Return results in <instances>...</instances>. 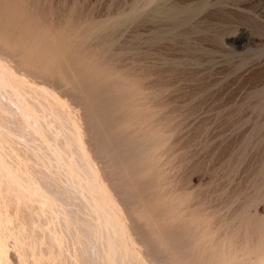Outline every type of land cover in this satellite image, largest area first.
<instances>
[{"label": "rangeland", "instance_id": "obj_1", "mask_svg": "<svg viewBox=\"0 0 264 264\" xmlns=\"http://www.w3.org/2000/svg\"><path fill=\"white\" fill-rule=\"evenodd\" d=\"M245 1L246 0H0V121H3L0 122V125L4 123L3 127L2 125L0 127V144L2 145H0V152H2V154L6 152L8 155L6 156L9 158L12 157L11 149H14L12 153L14 156L10 158L12 161L14 160L13 165H11L12 161L9 160L10 166H8L9 168L6 167L9 170L10 168H15L17 165L20 167L19 164L14 165L16 164L15 161H17V157V159L22 157L21 160L27 158L25 159L27 162L24 161V165H29L28 168L25 166L26 170H22L23 172L21 171L23 174L25 173V177L24 175L21 176L26 178L31 172V176L28 175L30 178L28 179L27 177L26 179L28 182L31 179L35 181L38 180L35 183L32 182L33 180H31V183L29 182L33 187H38L37 185L42 186L41 188L46 187L47 190L45 188H43V190L48 192H45V194L41 192L44 196L51 195L50 193L52 190L50 193L48 190L50 187L54 190L53 192L56 193H53L57 196L56 199H59L58 201H53L54 205H52L53 203L50 204L51 202L48 205V203L44 201L41 203L44 196L37 194L41 197L39 198L36 196V199L39 198L37 200L41 203L37 204V200L34 198L35 195H32L38 207L35 204L33 205V201V207L29 208H35V210H29L33 211V214L35 212V214H31L32 212L26 209L30 212L27 215L30 218H34L33 221L37 223L38 221L35 219L37 217L42 218L40 221L45 220L44 224L43 222L40 223L41 226L45 228L36 227L38 224L35 225L33 222L35 225H33V228H35V231L38 229L39 231L35 232L33 228V230L29 229L30 231H24V236L28 237H24L23 235L22 237L19 230H16L19 232L17 234L15 231H11L13 234L9 232V237L8 233L5 239L1 240L6 243L4 244L2 242L4 245L2 247L3 249H1L2 252L5 251L6 253L3 252L2 254H5L4 259L9 262L6 261L7 264H20L18 262L16 263V261L21 260L23 264L25 262V264H31V260L33 261L34 259L40 258L41 254H44L46 257L48 256L46 254H50L52 250V254L55 252L54 254L57 256L60 252L58 249L54 250V246L56 248V243L59 242L61 247H65H62L63 250L60 249V251L63 252L62 255L67 254L65 256H68L67 258L69 259L65 258L69 262L63 259L64 262L60 261L61 263L66 264V262H68L70 264V262L76 261L75 259L80 256L81 258L78 257L80 260L78 264H81V262H83V264L89 263V257H91L92 264H101L102 261L100 262V260L104 259V256H102V259L99 257V262H97V258L98 255L101 256L105 252L103 251L102 253V251L99 250L100 252L97 254L100 246L93 245H95L96 241L103 245L106 242L100 243V240V242L95 240L94 243L91 244L93 241L89 242V240L99 239L98 237L100 234L105 231H103V228L100 230L94 229L100 232V234L97 233L98 236L96 238H94L96 236L94 230H91L93 231L91 234L90 232L87 233V231L92 229V227L90 229L89 227L94 225L90 224L92 223L91 219H96L98 217L95 214V216L91 215L93 213L91 207L97 206L95 202L98 201L97 196L100 195L96 196L97 200L93 199L97 194L96 192H94V194L96 193L95 195H90L93 197L89 202L92 200H95V202H91V204H94H92L93 206L88 203L90 205H87V209L84 208V206H86L88 202L87 199L89 195L86 196L88 190L85 189L87 193L85 196L87 199L82 197V195L84 196L85 194L83 193L85 191L83 187L87 185L91 188V186H93L88 184L90 181L89 176H86L89 181L87 180V182L85 180L87 182L86 184L84 183L85 186L81 183L82 178L85 177L83 170L91 165L89 169L93 167L92 169L96 174L92 173L91 176V170L88 174L91 176L90 179L97 175L95 176L97 178V180L95 178L97 187L98 185L101 187L103 195L101 192L100 194L104 198L103 200L106 201V204H104V202L103 204L104 206L107 205V208L103 206L104 210L102 209V213L106 214V216L108 215V217H112L113 213L118 211L115 214L120 216V224L121 222L124 224V227L121 225L122 228H124L123 231L126 229L124 231L125 234L123 232V235L126 237L125 240L128 239L130 242L132 240L134 241V244L132 242V247L135 253L139 251L138 253L140 254L138 256L141 255V257H144L143 260L149 259L147 261L145 260L147 262L146 264H162V261L154 254H152L154 255V257H152L151 253H146V247L143 245L145 239L140 236L141 232H138L140 235L137 234L139 230L142 231V233L145 232L143 234H145L146 238L152 237L153 241L159 239L158 243L161 241V245H164L167 251L169 249V252H172L170 253L173 254L172 256L175 262L179 260V262L177 261L178 264H186L187 262L191 264V260H193L192 263H194L195 260H199V262L202 261L199 264H264V0ZM242 31L255 36L254 40L251 41L252 43L250 42L251 50L244 47L246 45L242 46L238 42L232 40L234 35ZM3 71H6L9 76H6V73H2ZM10 76L16 79L18 78L16 82L18 83L19 80L20 85L18 84L15 86L17 83L13 82L14 79L12 77L10 78ZM6 78L10 79L7 80ZM7 81L11 86L8 85ZM21 82H23L25 84L23 86H26L28 91L31 90V92H28L27 89L24 90L25 87H22L23 83ZM20 86L23 88L21 91L18 90V88H21ZM31 86L34 87L32 89H36L37 87L38 90L41 87L45 95L51 92L52 94L49 93L48 97L52 101H54L53 99H55V101L56 99L57 101L59 100L57 103L59 107L56 105L57 109H55V111H57L54 112L53 109L55 108V101L53 103L49 98L44 100V102H48V104H46L47 102L45 103L46 105H50L52 102L53 107L45 106L44 102H41V104H44L41 106L38 102L43 101V97L38 93L39 97H41L40 100L39 97L36 96V92H34V90V93L32 92ZM24 93H26V95ZM125 93L128 94L127 97L121 95ZM31 95L32 99H37L32 101V99H30ZM33 96L35 98H33ZM14 97H17V99ZM22 97L27 101L22 100ZM51 97L54 98L52 99ZM112 97L116 98L112 100ZM48 99L51 101L50 104ZM36 101L37 103L35 104ZM82 102L87 105H83ZM20 104L26 106H20ZM29 104L32 105L31 107H34L32 108L34 109L33 111H28L31 109ZM37 104H40L41 107ZM34 105H36V107ZM27 106L30 109H28ZM84 106L87 108H84ZM20 107H22V109ZM25 108L28 110L26 111ZM50 109L52 112L49 111ZM34 111L37 114L34 113ZM27 112H30V115L25 114ZM31 112H33V116H31ZM45 112L48 113V115L51 112L49 119H47L48 116H46ZM57 112L59 114L58 117L61 118L56 117ZM34 114L40 119L38 121L39 124L38 122L36 123L38 118L36 120V115ZM52 114H55L54 118H50ZM26 115H29V117L25 118L27 117ZM87 115H91V118L88 117L90 120H87ZM66 117L69 118L68 121L70 122L71 128H73L74 133L77 134V140L79 139L77 143H79V145L81 144V149L77 147L78 144L73 141L72 138L75 136L73 133V137L70 138L69 134H71V131L73 132V129L68 127L69 123L66 122ZM30 119L35 124L29 121ZM42 121H44V123ZM64 121L68 123V125L64 124ZM90 121L95 122L92 124ZM64 125L67 126L65 127ZM2 128H4L3 131ZM37 128L39 129L37 130ZM94 128L98 131L96 132ZM33 129L36 130L34 131ZM90 129L94 130L95 138H93L94 135ZM69 130L70 133L67 132ZM114 132H118L119 135L118 133L114 134ZM7 133L8 135H6ZM53 134L55 136H53ZM41 135L44 136L42 137ZM96 135H98L97 137L100 141L98 139V141L95 140L97 138ZM7 136H10L9 139L11 140H9ZM45 137L47 138L48 144ZM102 138H104V140ZM7 139L8 141H5ZM101 140L105 141L106 144ZM49 141H51L52 144ZM2 142L6 143L2 144ZM67 142H70V144L68 145ZM71 142L75 144L73 143V145ZM54 143L56 144L54 145ZM64 144L67 145L65 146ZM71 144L73 147L70 149ZM1 148L4 150L2 151ZM60 148L63 152L65 151L64 154L68 155L67 157L71 156L70 158L72 160L78 157L80 153L81 156L87 155L86 158H84L86 155L83 156V164L86 160L87 163L90 161V166L81 169L82 165H80L78 161L82 157L79 156V159L77 158L74 160L75 164L77 160V166H80L79 169L82 171L81 175L78 176L79 173H77V178L75 177L77 181H81L79 183L82 185V194L79 192L80 189H76L78 187L75 188L78 182L74 178H72L73 181L75 180L74 182L71 179L75 171L72 172L73 176H70L71 180L68 178L69 176H66L68 175L67 171L70 167H74L73 161L63 155L62 159V156L59 154L61 153L59 152L61 151L59 150ZM77 148L80 150L79 152ZM81 151L85 153L83 154ZM9 153L11 156H9ZM57 153L59 157L61 156V159H59ZM140 153H142L143 156ZM54 155L56 157L55 159ZM3 156H1L3 159L7 158ZM2 158L1 160L3 163L7 165L8 158L6 160L7 162ZM64 158L72 162V165L69 163L70 166ZM61 160L64 164L61 163ZM2 161L0 163H2ZM19 161L20 159L18 163L22 162ZM54 161L57 162V166ZM64 161L68 166L63 167L66 165ZM4 167L0 169L2 170L0 172H3ZM19 167H16L17 173H19ZM54 169L58 171L56 172ZM89 169L84 171H88ZM27 170H29V172L26 175ZM118 170H120L118 172L119 174L116 173ZM69 171L71 172V170ZM83 174L84 176L82 177ZM120 175H125V179ZM2 176L1 180H4ZM80 176L82 178L78 180ZM111 176H113V178ZM63 177L65 179L67 177V180ZM86 177L85 179H87ZM7 180L9 181L10 179L8 178ZM12 180H10L11 182L9 181L8 184L11 185V183H13ZM93 180L90 184L93 183ZM2 182L4 183L5 181H0L1 190L3 189L5 191L8 187L6 189L7 192H3L2 190L4 195L0 191V194L3 195L0 196V198L2 197L3 201L5 200L3 197L6 193H8V195L9 192L17 193L16 190L22 187H20L19 184H24L23 182H19L18 184L14 183V186L11 185L14 187V191L13 187L10 189V185H7L6 182L3 184ZM26 182L25 180V187H29L30 184L27 182L28 185H26ZM63 182L65 183L62 184ZM15 184H17L16 186L19 185L18 187L20 188L17 189ZM35 184L36 186H34ZM121 184H123V186ZM132 184H134L133 188ZM2 185H5V187ZM32 185L30 186L32 187ZM71 185H74V188ZM1 186L3 188H1ZM120 186L121 190H118ZM31 187L28 188L29 192L31 191L30 189H32ZM123 187L125 189L127 187L126 191ZM90 188L88 187V189ZM26 189L25 191H27ZM123 189L127 193H125ZM133 190L136 196H133ZM21 191L23 190L21 189ZM21 191H18L19 196L24 192L21 193ZM27 192H24L22 195L26 193L25 196L31 199L30 193L28 194ZM129 194L130 196L132 194V199H134L133 201H135V203L131 201L132 199H128L131 198ZM8 195L5 196L6 199ZM11 195L8 197V200H5L6 206H8V204L10 205V200L12 198L17 200L18 203L20 201L22 202V199L25 198V196H22L21 199H15L14 197H16V195ZM62 195L64 196L62 197ZM122 196L123 198H121ZM125 196L127 200H130L129 202H133V204L130 203V205H126V202H124ZM112 197L114 203L117 202L116 204L113 203ZM61 199H63V201ZM81 199L86 201H82ZM99 199H101V197ZM23 200L25 201V199ZM140 200L143 203H141ZM24 201L22 204L26 205ZM100 201H98L99 204ZM18 203L16 204L17 207L21 206V203ZM81 203H85V205H81ZM107 203L115 210L112 215L110 212L107 214V211H113L109 210L111 208H108L109 205ZM46 204L48 206L52 205L51 210L52 207L57 205L58 207L55 208L58 211L63 210L64 213L65 210V213L61 214L64 220L70 215L69 218L72 216V219L74 218L81 224L85 225L84 223H86L85 226L91 221L88 224V230H86L87 228H84L85 230L83 228L81 229L83 225L80 226V223V225H78V223L75 224V220L67 219V221H71L69 224L71 223L70 225H72V227L76 225L78 228L76 229L75 227L74 229L82 230L81 232L74 231V229L68 226L69 224L64 225V223L66 224L67 222L66 220V222L62 224L64 221L63 218H55L56 220L53 218L52 221L51 217L52 222L50 225H52L50 226L47 216H50L48 211H52L47 209L48 213L45 212L46 208H49L45 207ZM68 204L69 207H67ZM103 204L101 203L100 205ZM16 205L14 206L16 207ZM39 205L45 208L44 212H42L43 214L40 213L43 209L40 212L36 209L39 208ZM14 206L12 205V207ZM63 206H66L69 210L66 207L63 209ZM88 206L92 212L91 214H89L90 210ZM117 206H119V209ZM17 207L15 209H18ZM5 208L3 210H6ZM11 208L8 210L7 207L8 212H10V210L12 212ZM19 208L21 209V207ZM55 208L53 213L55 212L54 215H58L59 212H57V210L55 211ZM73 208H76V210ZM94 208L95 207H93V210L98 211V209H96L97 207ZM20 209L10 214L11 217H14L13 221L18 218L20 211L22 213L26 211L25 208ZM78 209L79 211H77ZM106 209L108 210L105 213ZM102 210L99 209L100 212ZM16 212L18 213V216H16L17 218L13 216V213L16 214ZM21 212L18 226L20 225V220H22L21 222L23 224H27V226L25 225V227H23L21 224V229L19 228L20 226H17L20 231L22 227L24 228L23 230L27 227L30 228L28 222L25 221L28 217L24 220V223V216ZM26 213L27 212H25V214ZM83 213L88 215V217ZM94 213L98 214V212ZM1 214L0 217L3 216ZM104 214H101L99 217L108 219V217L102 216ZM6 215L5 213L2 218L5 219V217H7ZM58 216H60V214ZM44 217L46 218L44 219ZM141 217L143 218L141 219ZM100 218L98 220H100ZM94 219L93 221L96 222L97 220L95 221ZM136 219L138 220L137 222ZM87 220L88 222H86ZM28 221L30 222L29 218ZM56 221L57 224L55 223ZM102 221L100 223L98 221L95 228L101 227L100 224ZM15 222L17 223V221ZM53 222L58 226H56V229L54 228L55 225H53ZM30 223H32V221ZM133 225L135 226L134 228ZM103 226L105 227V223ZM139 227L146 231H143ZM69 228L71 230H69ZM14 229L15 227L12 230ZM50 229L52 234L54 233V236L57 230L63 232L64 229L69 234L63 232L62 238L64 239L58 242L56 241L60 238L56 239V237H60V235L58 234L55 236L56 243L53 242L55 243V245H53L51 244L52 242L45 240L48 238V240L53 241L50 237L52 236L51 231H49ZM42 230H45V232ZM69 231H71V234L76 232L77 234L79 233V243L77 242L78 238H75V235H78L74 234V236H71ZM30 232L33 234L31 238L29 237L31 234ZM42 232L45 234V238L43 239V237H41L43 240L42 243H40L41 238L39 236L43 235ZM47 232L50 233L49 236ZM14 233L19 236L18 238H20V236L22 237L20 240H23V238L26 240L30 238V240H28L29 242L37 239V246H39L40 243L41 247H35V242L37 240L34 242V246H32V241L27 243L26 240H24L25 243H27L25 246L26 249L23 246H21L23 249H16L17 246L14 244H16L17 238H15L16 235L14 236ZM86 233L88 236L90 234L89 237L94 234V237L92 236V238H89ZM168 233L174 238L173 241L168 239ZM69 236L70 238H68ZM161 237H163V239ZM139 238L143 240V242H141ZM73 239L75 240L72 241ZM67 242H69V245ZM43 243L45 244L44 246H42ZM28 244L34 248L31 246L27 248ZM59 244L57 246H60ZM79 244L82 245L80 246ZM105 245V248H103L107 249V243ZM5 246L7 249L4 248ZM68 246H70V248ZM88 246H90V248ZM130 246L129 251L132 253L133 249L130 248ZM94 247L97 248V250H95ZM29 249L31 250L29 251ZM37 249L42 253L38 258H34V252H36L37 255L40 253ZM174 249H176V251ZM183 249H185V251ZM48 250H51L50 253ZM66 251L67 253H65ZM74 251L77 257L73 255ZM129 251L127 250L126 253H129ZM44 252H46V254ZM88 252L89 255H87ZM123 252L125 254V251ZM123 252L119 255L123 256V258L126 257V259L134 255V252L132 254L127 253L129 256L127 257L124 256ZM176 252H180V255L183 256L179 258V253L177 254ZM22 253H24V255L18 256ZM83 253L86 255V258H84ZM53 255L51 257H53ZM119 255L116 254V258L120 257ZM169 255L167 254V256ZM1 257L3 256L0 254V258ZM17 257L20 260H18ZM22 257L26 260L25 262L21 259ZM186 257L190 261H188ZM199 257L202 259H199ZM58 258V262L55 261V264H60ZM123 258H118L120 260L119 262H122L124 260ZM182 258L184 262H187L183 263ZM2 259L3 258L0 260L2 261ZM78 259L77 261L79 262ZM45 260L43 259V261ZM115 260H113L114 264L116 263ZM169 260L175 264L173 260ZM1 261L0 263L5 262V260H3V262ZM37 261L38 264H47L46 262L41 263L39 260ZM53 261L54 260H52V262ZM125 261L122 263L127 264ZM196 261L194 264L198 263ZM52 262L51 264H54V262ZM106 262L108 261L104 263Z\"/></svg>", "mask_w": 264, "mask_h": 264}, {"label": "bare ground", "instance_id": "obj_2", "mask_svg": "<svg viewBox=\"0 0 264 264\" xmlns=\"http://www.w3.org/2000/svg\"><path fill=\"white\" fill-rule=\"evenodd\" d=\"M249 1H251V0H249ZM245 2H248V1L246 0ZM171 24H172V23H171ZM171 26H172V25H171ZM246 30H247V29H246ZM254 38H255L254 35L249 34V33L247 34L245 31H242V32H240L239 34L234 35V36L232 37V40H233L234 42H238V43L241 44L242 46L246 45V46H244V47H247L248 50H251V44H250V42L253 41ZM251 43H252V42H251ZM14 50H15V49H14ZM0 55H1V54H0ZM4 63H5V62H4ZM12 67H13V66H12ZM63 68H64V67H63ZM0 69H1V68H0ZM2 70H3V69H2ZM2 73H6V71H5V72L3 71ZM20 73H21V72H20ZM0 74H1V73H0ZM6 74H7V73H6ZM34 75H35V74H34ZM6 76H9V74H7ZM12 76H13V75H12ZM12 76H10V78H11ZM15 76H16V75H15ZM0 77H1V75H0ZM4 77H5V76H4ZM4 77H2V78H4ZM10 78H9V79H10ZM12 78H13L14 80H13V79H11V80H13V82L17 83L16 81H17L18 78H17V79H16L15 77H12ZM23 78H24V77H23ZM26 78H27V77H26ZM6 79H7V78H6ZM6 79H5V80H6ZM9 79H7V80H9ZM15 79H16V80H15ZM20 80H21V79H20ZM30 80H31V79H30ZM21 81H22V80H21ZM25 81H26V80H25ZM52 81H53V80H52ZM9 82H11V81H9ZM13 82H12V83H13ZM19 82H20V81L18 80V83L15 84V86L18 85ZM26 82H27V81H26ZM41 82H42V81H41ZM7 83H8V81H7ZM12 83H11V84H12ZM21 83H23V82H21ZM46 84H47V83H46ZM8 85H10V84L8 83ZM19 85H20V84H19ZM23 85H25L24 83L22 84V87H25L24 90H26V89H27L26 86H23ZM27 85H28V84H27ZM36 85H37V84H36ZM10 86H11V85H10ZM12 86H13V84H12ZM40 86H41V85H40ZM4 87H5V86H4ZM18 87H19V86H18ZM20 87H21V86H20ZM22 87H21V88H18V90H20V91H21V89L23 90ZM27 87H28V86H27ZM8 88H9V87H8ZM16 88H17V87H16ZM29 88H30V87H29ZM32 88H34V87L31 86V89H32ZM43 88H44V87H43ZM5 89H6V88H5ZM13 89H14V88H13ZM13 89H11V90H13ZM7 90H8V89H7ZM7 90H6V91H7ZM9 90H10V89H9ZM14 90H15V89H14ZM33 90H34V92H36V93H35L36 96L39 97V95H40L41 97H43V98H42L43 101H39V100H37V101H39L38 103H40V104H41V102H44V100H47V98H49V97H48V94L51 93V92H48V91H47L48 94L45 95L44 92H42L43 90H42L41 87L39 88V90L37 89V87H36V89H32V92H33ZM36 90H37L38 92H37ZM27 91H28V89H27ZM39 91H41V92H39ZM24 92H26V91H24ZM28 92H31V90L28 91ZM34 92H33V93H34ZM47 92H46V93H47ZM14 93H15V91H14ZM17 93H18V92H17ZM38 93H39V95H38ZM9 94H10V93H9ZM24 94L26 95V93H24ZM35 94H34V95H35ZM42 94H43V95H42ZM51 94H52V93H51ZM15 95H17V94H15ZM22 95H23V94H22ZM28 95H29V94H28ZM121 95H125L126 97L128 96L127 93H125V94H121ZM12 96H13V95H12ZM17 96H18V95H17ZM49 96H52V95H49ZM136 96H137V95H136ZM26 97H27V96H26ZM29 97H30V96H29ZM41 97H39V99H40ZM74 97H75V95H74ZM14 98L17 99V97H14ZM19 98H20V97H19ZM19 98H18V99H19ZM22 98H23V99H22ZM22 98H21L22 100H25L24 97H22ZM33 98H35V97L33 96ZM44 98H45V99H44ZM51 98H52V97H51ZM53 98H54V97H53ZM53 98H52V99H53ZM114 98H116V97H112V100H114ZM8 99H9V98H8ZM21 99H20V100H21ZM30 99H32V95H31V98H30ZM36 99H37V98H36ZM36 99H32V101H33V100L35 101ZM49 99H50V98H49ZM49 99H48V101H49ZM40 100H41V99H40ZM50 100H51V99H50ZM53 100L55 101V99H53ZM17 101H18V100H17ZM25 101H27V100H25ZM32 101H31V102H32ZM37 101L35 102V104L37 103ZM51 101H52V100H51ZM51 101H49V104H50ZM54 101H52V102L54 103ZM56 101H57V99H56ZM56 101H55V103H54L55 108H53V109H54V112L57 111V110L55 111V109H57V106L59 105V104L57 105V103H58L59 100H58L57 102H56ZM86 101H87V100H86ZM86 101H85V102H86ZM23 102H24V101H23ZM46 102H47V101H46ZM46 102H44V104H45ZM52 102H51L52 106H51V104H50V105H46V104H48V102L45 104V106L53 107V103H52ZM61 102H62V101H61ZM18 103H19V102H18ZM20 103H21V102H20ZM24 103H25V102H24ZM24 103H23V104H24ZM32 103H33V102H32ZM59 103H60V102H59ZM82 103H83V102H82ZM86 103H87V102H86ZM23 104H20V106H21V105L24 106ZM25 104H26V103H25ZM27 104H28V103H27ZM30 104H31V103H30ZM30 104H29V105H30ZM33 104H34V103H33ZM40 104H37V105L40 106ZM44 104L42 103L41 106H43ZM18 105H19V104H18ZM56 105H57V106H56ZM83 105H85V103H83ZM86 105H87V104H86ZM86 105H85V106H86ZM25 106H26V105H25ZM25 106H24V107H25ZM31 106H32V105H30V107H31ZM34 106L36 107V105H34ZM41 106H40V107H41ZM85 106H84V108H87V107H85ZM27 107H28V106H27ZM40 107H39V109H40ZM58 107H59V106H58ZM16 108H18V107H16ZM20 108L22 109V107H20ZM32 108H34V107H31V109L28 107V109H30V110H28V109H26V108H25V109H26V111H27V110H28V111H31V110L33 111L34 109H32ZM44 108H46V107H44ZM47 108H49V107H47ZM61 108H62V107H61ZM51 109H52V108H51ZM51 109H50L49 111L52 112ZM59 109H60V108H59ZM59 109H58V110H59ZM89 109H90V108H89ZM19 110H20V109H19ZM35 110H36V108H35ZM85 110H87V109H85ZM20 111H21V110H20ZM24 111H25V110H24ZM26 111H25V112H26ZM47 111H48V110H47ZM88 111H89V110H88ZM88 111H85V112H88ZM42 112H43V111H42ZM51 112H50V113H51ZM5 113H6V112H5ZM29 113H30V112H27V113H25V114H29ZM32 113H33V112H31V116H33ZM34 113H36V112L34 111ZM45 113H46V112H45ZM50 113H49V115H50ZM59 113H61V112H59ZM62 113H63V112H62ZM23 114H24V113H23ZM25 114H24V115H25ZM36 114H37V113H36ZM36 114H34V115H36ZM92 114H95V113H92ZM4 115H5V114H4ZM29 115H30V114H29ZM29 115H28V116L26 115L27 117H25V118H28ZM49 115H48V113H46V116H48L47 119H49ZM54 115H55V114H52V115L50 116V118H51V117L54 118V117H55ZM56 115H57V116H56L57 118H61V117H58V115H59L58 112L56 113ZM20 116H22V115H20ZM94 116H95V115H94ZM42 117H43V116H42ZM68 117H69V116H68ZM68 117H66V122H68L69 125H68V123H66L65 121H64V122H65L64 124H67L68 127H69L70 129H73V128H71L70 122L68 121V120H69ZM88 117L91 118V115H89V116L87 115V120H90V119H88ZM92 117H93V116H92ZM37 118H38V116L36 115V120H37ZM67 118H68V119H67ZM1 119H2V117H1ZM62 119H64V118H62ZM32 120H33V118H32ZM32 120L30 119L29 121H32ZM39 120H40V119L38 118V120L36 121V123H37ZM52 120H53V119H52ZM6 121H7V120H6ZM20 121H21V120H20ZM27 121H28V120H27ZM34 121H35V120H34ZM59 121H60V120H59ZM72 121H73V120H72ZM0 122H3V121H0ZM25 122H26V121H25ZM32 122H33V121H32ZM42 122L44 123V121H42ZM45 122H46V121H45ZM62 122H63V120H62ZM90 122H91V121H90ZM94 122H95V121H92L91 123L93 124ZM28 123H29V122H28ZM33 123H34V122H33ZM72 123H73V122H72ZM3 124H4V123L1 124L2 127H3ZM7 124H8V123H7ZM34 124H35V123H34ZM38 124H39V122H38ZM75 124H76V123H75ZM88 124H89V123H88ZM88 124H87V125H88ZM97 124H98V123H97ZM1 125H0V127H1ZM28 125H29V124H28ZM36 125H37V124H36ZM40 125H41V124H40ZM54 125H55V124H54ZM58 125H59V124H58ZM61 125H62V123H61ZM67 125H66V126H67ZM95 125H96V124H95ZM8 126H9V125H8ZM62 126H63V125H62ZM64 126H65V125H64ZM66 126H65V127H66ZM73 126H74V125H73ZM88 126L90 127V124H89ZM91 126H92V125H91ZM14 127H15V126H14ZM37 127H38V126H37ZM39 127H40V126H39ZM52 127H53V126H52ZM54 127H55V126H54ZM89 127H88V128H89ZM92 127H93V126H92ZM92 127H91V128H92ZM97 128H98V127H97ZM3 129H4V128H2V131H3ZM38 129H39V128H37V130H38ZM40 129H41V128H40ZM47 129H48V128H47ZM94 129H95V128H94ZM0 130H1V129H0ZM5 130H6V129H5ZM33 130H34V129H33ZM35 130H36V129H35ZM35 130H34V131H35ZM42 130H43V129H42ZM42 130H41V131H42ZM53 130H54V129H53ZM58 130H59V129H58ZM66 130H67V128H66ZM88 130H89V129H88ZM90 130H92V129H90ZM95 130H96V129H95ZM6 131H7V130H6ZM8 131H9V130H8ZM41 131H40V132H41ZM54 131H55V130H54ZM63 131H64V130H63ZM97 131H98V130H96V132H97ZM100 131H101V130H100ZM9 132H10V131H9ZM44 132H45V131H44ZM55 132H57V131H55ZM58 132H59V131H58ZM67 132L70 133V130L67 131ZM67 132H66V133H67ZM75 132H76V131H75ZM0 133H1V132H0ZM3 133H4V132H3ZM3 133H2V134H3ZM5 133H6V132H5ZM33 133H34V132H33ZM37 133H38V132H37ZM64 133H65V132H64ZM69 133H67V134H69ZM72 133H73V135H75V136H74V137H75V140H74V137L72 136ZM92 133H93V135L95 134V133H94V130H92ZM98 133H99V132H98ZM116 133H118V132H114V134H116ZM9 134H10V133H9ZM42 134H43V133H42ZM45 134H46V133H45ZM54 134H56V133H54ZM54 134H53V136H55ZM103 134H104V133H103ZM4 135H5V134H4ZM6 135H8V133H7ZM10 135H11V134H10ZM12 135H13V134H12ZM69 135H70V138L73 137V138H72L73 141H74L76 144H78L77 147H80V149H81V146H80L81 144L79 145V143H77V142H79V141H78L79 139L77 140V134L74 133V129H73V132L71 131V134H69ZM118 135H119V133H118ZM118 135H117V136H118ZM41 136L43 137L44 135H41ZM41 136H40V138H41ZM53 136H52V137H53ZM97 136H98V135H96V137H97ZM101 136H102V133H101ZM117 136H116V137H117ZM4 137H5V136H4ZM7 137H8V136H7ZM9 137H10V136H9ZM9 137H8V139H9ZM62 137H63V136H62ZM62 137H61V138H62ZM66 137H67V136H66ZM112 137H113V136H112ZM0 138H1V136H0ZM45 138H46V137H45ZM45 138H44V139H45ZM67 138H68V137H67ZM70 138H69V139H70ZM93 138H95V135L93 136ZM99 138H100V137H99ZM105 138H106V137H105ZM120 138H121V137H120ZM3 139H4V138H3ZM8 139L5 140V141H8ZM36 139H37V138H36ZM62 139H63V138H62ZM97 139H98V137H97L95 140H97ZM102 139L104 140V138H102ZM118 139H119V137H118ZM9 140H11V139H9ZM51 140H52V139H51ZM98 140H99V139H98ZM98 140H97V141H98ZM103 140H101V141H103ZM54 141H55V140H54ZM61 141H62V140H61ZM63 141H64V140H63ZM66 141H67V140H66ZM66 141H65V142H66ZM97 141H96V143H97ZM99 141H100V140H99ZM46 142H47V144H48L47 138H46ZM49 142L52 144L51 141H49ZM74 142H71V143L73 144ZM103 142L105 143V141H103ZM113 142H114V141H113ZM0 143H1V142H0ZM3 143H4V142H2V144H3ZM5 143H6V142H5ZM5 143H4V144H5ZM75 143H74V144H75ZM101 143H102V142H101ZM41 144H42V143H41ZM55 144H56V143H54V145H55ZM58 144H59V143H58ZM67 144L69 145L70 142H69V143L67 142ZM67 144H64V145L66 146ZM72 144H71V146H70V149L73 147ZM74 144H73V145H74ZM98 144H99V143H98ZM105 144H106V143H105ZM0 145H1V144H0ZM10 145H11V144H10ZM31 145H32V144H31ZM99 145H100V144H99ZM118 145H119V144H118ZM118 145H117V146H118ZM1 146H2V145H1ZM48 146H50V145H48ZM75 146H76V145H75ZM75 146H74V147H75ZM102 146H103V144H102ZM115 146H116V145H115ZM117 146H116V147H117ZM10 147H11V146H10ZM24 147H25V146H24ZM28 147H29V146H28ZM93 147H94V146H93ZM97 147H98V146H97ZM103 147H104V146H103ZM118 147H119V146H118ZM8 148H9V146H8ZM14 148H15V147H14ZM46 148H47V147H46ZM49 148H51V147H49ZM55 148H56V147H55ZM100 148H101V147H100ZM112 148H113V147H112ZM9 149H10V148H9ZM27 149H28V148H27ZM30 149H31V148H30ZM36 149H37V148H36ZM51 149H52V148H51ZM53 149H54V148H53ZM56 149H57V148H56ZM56 149H55V150H56ZM96 149H97V148H96ZM103 149H104V148H103ZM120 149H121V148H120ZM1 150H2V148H1ZM3 150H4V149H3ZM3 150H2V151H3ZM5 150H6V149H5ZM13 150H14V149L12 148V149H11L12 153L14 152ZM15 150H16V149H15ZM46 150H47V149H46ZM59 150H61V148H60ZM68 150H69V149H68ZM77 150H78V148H77ZM77 150H76V151H77ZM7 151H8V150H7ZM35 151H36V150H35ZM49 151H51V150H49ZM53 151H54V150H53ZM66 151H67V150H66ZM73 151H74V150H73ZM79 151H80V150H78V152H79ZM84 151H85V150H84ZM84 151H83V152L81 151V152L84 154V153H85ZM118 151H119V150H118ZM4 152H5V151H4ZM9 152H10V150H9ZM59 152H61L62 154L59 153ZM59 152H58V153H59L61 156L63 155V156L66 157V158H70V157H71V156L67 157L68 155H65V154H64L65 151L63 152V151L61 150V151H59ZM70 152H72V151H70ZM70 152H67V153H70ZM74 152H75V151H74ZM106 152H107V151H106ZM119 152H120V151H119ZM12 153H11L12 157H9V158H8V157H7L8 155L6 154V152H5V154H4V153L2 154V152H0V154H2V155H0V160H1V158H2L1 156L4 155L3 157H5V156L7 155L6 157L8 158V164H9V160L12 161V159H10V158H13V156H14V154H12ZM16 153H17V152H16ZM16 153H15V154H16ZM58 153H57V155H58ZM107 153H108V152H107ZM112 153H113V152H112ZM18 154H19V153H18ZM70 154H72V153H70ZM116 154H117V153H116ZM122 154H123V153H122ZM138 154H139V153H138ZM140 154L142 155V153H140ZM11 155H10V153H9V156H11ZM36 155H37V154H36ZM49 155H51V154H49ZM72 155H73V154H72ZM85 155H86V154H85ZM85 155H83V156H85ZM15 156H16V155H15ZM17 156H20V155H17ZM61 156L59 157V155H58L59 159H61ZM63 156H62V159H63ZM79 156L82 157V158L80 159L81 162H82V161L84 162V160H83V156H81L80 153H79ZM79 156H78V157H79ZM88 156H89V154H88ZM142 156H143V155H142ZM46 157H47V156H46ZM74 157H75V155H74ZM78 157H75L74 160L77 159ZM86 157H87V155H86L84 158H86ZM113 157H114V156H113ZM7 158H6V159L4 158L5 160H4L3 158H2V159H3L5 162H7V161H6ZM15 158H16V157H15ZM15 158H14V159H15ZM17 158H18V157H17ZM17 158H16L17 161H15L16 164H14V165H17V164L20 165V167H19L18 165L16 166L17 168L19 167V169H18V172H19V173L16 172V171H17V168H16V167H15V168H16L15 171H14L15 168H10V170L7 169L6 167L10 166V164H9V165H8V164L5 165V164L3 163V161L1 160L3 164L0 163V164H2V165H0V166H2V167L5 166V167L3 168V169H4L3 172H0V174H1V175H0V181H5V182H6V180H7L8 178H9L10 180L14 179V180H12L13 183H11V185H13L14 183H17V184H18V183H19L20 181H22L23 179H25V180L28 182V180H27L26 178L28 177V179H29L30 177H29L28 175L31 176L32 173L30 172V173L28 174L29 170H27L26 175H27V174H28V175L26 176V178H24V177H25V175H24L25 173H24V174L22 173V172H23L22 170H26V169H25V166H26V168H28V165H29V164H28V165H24L25 162H27V161L25 160V159H27V158H25V159L23 158L24 160H23V159L21 160L22 157H19L20 161H22V162L19 161L20 163H18V160H19V159H17ZM55 158H56V157H55V155H54V159H55ZM66 158H64V159H66ZM72 158H73V157H72ZM59 159H58V160H59ZM70 159H71V158H70ZM78 159H79V158H78ZM89 159H90V158H89ZM120 159H121V158H120ZM122 159H123V158H122ZM71 160H72V159H71ZM74 160H72V161H73V166H74L75 168L73 167V168H74V169H73V168L70 167V169H69V168L67 167L69 170H71V172L67 169L68 171H67V170H66V171H67V174H68V175H66L65 173H64V174H65L66 176H69V177H68L69 179H70V176H73V174H74V176L71 177V179L74 178V179L76 180V178H77V175H76V174L79 173L78 176L81 175V174H82V171H80V170L83 169V168H87V166H90V163H89L90 161L88 160L89 162L87 163V160L85 159V160H86L85 163L83 164V162H82V164H81V162H80V160H79L78 162L80 163V165H82V168L79 169L80 166H77V163H78L77 160H76V164H75V161H74ZM111 160H112V159H111ZM1 161H0V162H1ZM11 161H10V163H11ZM13 161H14V160H13ZM13 161H12V164H11V165H13ZM24 161H25V162H24ZM28 161H29V160H28ZM42 161H43V160H42ZM46 161H47V159H46ZM50 161H51V160H50ZM61 161H62V160H61ZM61 161H60V162H61ZM65 161H67L68 164H69V163H70V164L72 163V162L68 161L67 159H66ZM65 161H64V162H65ZM91 161H92V160H91ZM54 162H56V161H54ZM54 162H53V164H54ZM58 162H59V161H58ZM109 162H110V160H109ZM117 162H118V161H117ZM117 162H116V163H117ZM61 163H63V161H62ZM61 163H60V164H61ZM65 163H66V162H65ZM67 163H66V165L63 166V167L68 166ZM92 163H93V162H92ZM119 163H121V162H119ZM119 163H118V164H119ZM21 164H23V165H21ZM48 164H49V163H48ZM56 164H57V162L55 163V165H56ZM63 164H64V163H63ZM70 164H69V165H70ZM74 164H75L76 166H75ZM87 164H88V165H87ZM94 164H96V163H94ZM112 164H113V163H112ZM114 164H115V163H114ZM43 165H44V164H43ZM71 165H72V164H71ZM71 165H70V166H71ZM78 165H79V164H78ZM83 165H84L85 167H84ZM120 165H121V164H120ZM23 166H24V167H23ZM56 166H57V165H56ZM91 166H92V165H91ZM91 166H90V167H91ZM111 166H112V165H111ZM2 167H0V169H1ZM11 167H13V166H11ZM21 167L24 168V169H22ZM29 167H30V166H29ZM41 167H42V166H41ZM49 167H50V166H49ZM90 167H88L87 169H89ZM120 167H121V166H120ZM8 168H9V167H8ZM20 168H21V170H20ZM42 168H43V167H42ZM54 168H55V167H54ZM57 168H58V167H57ZM59 168H60V167H59ZM77 168H78V169H77ZM92 168H93V167H92ZM92 168L89 169L88 171H84V170H87V169H84V170H83V173L85 174V177H86V176H87V177L89 176V177L91 178V176H92L91 174H92V173H93V174H96V172L94 173V170H93ZM95 168H97V167H95ZM118 168H119V167H118ZM121 168H122V167H121ZM5 169H6V170H5ZM11 169H13V170H11ZM37 169H38V168H37ZM61 169H62V168H61ZM75 169H76V170H75ZM54 170H55V169H54ZM64 170H65V168H64ZM90 170H91V172H90ZM112 170H113V169H112ZM120 170H121V169H120ZM120 170H118L116 173L119 174L118 172H119ZM0 171H2V170H0ZM21 171H22V172H21ZM44 171H45V170H44ZM55 171H56V170H55ZM57 171H58V170H57ZM57 171H56V172H57ZM74 171H75V173L72 174V172H74ZM77 171H78V172H77ZM92 171H93V172H92ZM96 171H97V170H96ZM113 171H116V170H113ZM4 172H5V174H4ZM25 172H26V171H25ZM62 172H63V171H62ZM69 172H70V175H69ZM86 172H87V173H86ZM88 172H90V175H91V176L88 174ZM20 173H21V174H20ZM48 173H49V172H48ZM54 173H55V172H54ZM60 173H61V172H60ZM97 173H98V172H97ZM114 173H115V172H114ZM35 174H36V173H35ZM58 174H59V173H58ZM84 174L82 175V177L84 176ZM86 174H88V175H86ZM110 174H111V173H110ZM2 175H3V176H2ZM18 175H19V176H18ZM21 175H22V176L24 175V177H22ZM62 175H63V174H62ZM75 175H76V176H75ZM112 175H113V174H112ZM122 175H123V174H122ZM122 175H120V176H122ZM1 176L4 177V180H1ZM32 176H33V175H32ZM56 176H57V174H56ZM58 176H59V175H58ZM95 176H97V175H95ZM95 176L92 177V179L89 178L90 181L88 180L87 177H86L87 179H85V177L82 178V177L80 176V177L78 178V180L82 178V180H81L82 182H81L80 180H79V181L76 180V181L78 182V185H79V186L76 184L77 182L75 183L76 185L74 184V185H75V188L78 187V188H76V189H78V190L80 189V190H79V192H81L80 194H82V191H83V190H85V189L88 190V192H87L88 194L86 193V190H85V191L83 192V193H85L84 196L82 195L83 198L85 197L84 199H87L86 196L89 195V196H88V199H87L88 202H87L86 206H84V208H86L87 205H90L92 201H93V203L95 202V200H92L91 202H89V201L91 200V198L93 197V196H90V195H95V194L97 193V194L93 197V199H96L97 197H98V201L104 199V198L102 197L103 194H102L101 187H99V185H98V187H97V181H96L97 178H96ZM113 176H114V175H113ZM113 176H111V177L113 178ZM117 176H118V175H117ZM124 176H125V175H124ZM124 176H122V177L124 178ZM20 177H22V178H20ZM46 177H47V176H46ZM75 177H76V178H75ZM19 178H20L21 180H20ZM32 178H33V177H32ZM39 178H40V177H39ZM63 178H64V177H63ZM95 178H96V180H95ZM115 178H116V177H115ZM126 178H127V177H126ZM15 179H16V180H15ZM57 179H58V178H57ZM59 179H61V178H59ZM64 179H65V178H64ZM69 179H68V180H69ZM71 179H70V180H71ZM93 179H94L96 182H95ZM124 179H125V178H124ZM10 180H9V181H10ZM19 180H20V181H19ZM25 180L22 181V182L24 183L23 185H22V184H19L20 187H21V186H22V187H25ZM31 180H33V179H31ZM31 180H29L30 183H31ZM48 180H49V179H48ZM48 180H47V181H48ZM65 180H67V177H66ZM70 180H69V182H70ZM75 180H74V181H75ZM85 180H86V181L88 180V181H89V182L87 181L88 184H89V185H93V186H91V188H90V186H87V185H86L87 188H86V187H83V190H81V189H82V188H81L82 185L85 186V184L87 183ZM92 180H93V183L90 184ZM106 180H107V179H106ZM110 180H111V179H110ZM114 180H115V179H114ZM114 180H113V181H114ZM119 180H120V177H119ZM121 180H122V179H121ZM9 181L7 180V182H6L7 185H10V184H8ZM16 181H17V182H16ZM37 181H38V180H37ZM37 181L33 180L32 182L35 183V182H37ZM55 181H56V180H55ZM59 181H61V180H59ZM72 181H73V179H72ZM72 181H71V182H72ZM74 181H73V182H74ZM111 181H112V180H111ZM116 181H117V180H116ZM123 181H124V180H123ZM126 181H127V180H126ZM129 181H130V180H129ZM5 182H4V183H5ZM10 182H11V181H10ZM22 182H20V183H22ZM27 182H26V183H27ZM29 182H28V183H29ZM61 182H62V181H61ZM79 182H81V183H83V184L81 185V183H79ZM94 182H95V184H94ZM2 183H3V182H2ZM4 183H3V184H4ZM28 183H27L26 185H28ZM30 183H29V184H30ZM64 183H65V182H63L62 184H64ZM84 183H85V184H84ZM115 183H116V182H115ZM117 183H119V182H117ZM121 183H122V181H121ZM131 183H132V182H131ZM17 184H15V186H16ZM36 184H37V183H36ZM36 184H35L34 186H36ZM54 184H55V183H54ZM54 184H53V185H54ZM68 184H69V183H68ZM104 184H105V183H104ZM113 184H114V182H113ZM113 184H112V185H113ZM126 184H127V183H126ZM126 184H125V185H126ZM11 185H10V187H9L10 189H12L11 187L14 186V185H13V186H11ZM19 185H18V186H19ZM30 185H32V184H30ZM30 185H29V187L27 186V187H25V188H22V187H21V189H22L24 192H27V191H28V188L31 187ZM49 185H50V184H49ZM66 185H67V184H66ZM74 185H73V186H74ZM94 185H95V186H94ZM116 185H117V184H116ZM116 185H115V186H116ZM121 185L123 186V184H121ZM125 185H124V186H125ZM133 185H134V184H132V188H133ZM2 186L5 187V185H2ZM2 186H1V188H3ZM18 186H16L17 189L20 188V187H18ZM37 186H38V187H33V185H32V187H31L32 189H30L31 191H30V192H29V191L27 192L28 194L30 193V196H31V197H32V195H35V197H34L35 199H36V196H38L39 198H41V197L39 196V195L41 194V192H42V194H43V193L45 194V192H46V191L43 190V188L46 189V187L41 188L42 186H40V185H37ZM39 186H40V187H39ZM64 186H65V185H64ZM71 186H72V185H71ZM73 186H72V187H73ZM118 186H119V185H118ZM51 187H52V186H51ZM59 187H60V186H59ZM61 187H62V186H61ZM65 187H66V186H65ZM68 187H69V186H68ZM79 187H80V188H79ZM88 187H89L90 189H88ZM93 187H94L95 191H94ZM96 187H97V188H96ZM113 187H114V186H113ZM127 187H128V186H127ZM127 187H126V189H127ZM134 187H136V186H134ZM7 188H8V187H7ZM7 188H6V189H7ZM26 188H27V189H26ZM49 188H50V187H49ZM49 188H48L49 193H50V191L52 190V192L50 193L51 195H49V196H46V195H45V196H44V195L41 194L42 196H44V197L42 198V202H41V203H43V201H44V202L48 203V205H49V203L51 202L50 204L53 203L52 205H54L55 200L58 201L59 199H56L57 196L54 195V194H56L55 192H53L54 190L51 189V188L49 189ZM73 188H74V187H73ZM98 188H100V189H98ZM105 188H106V187H105ZM115 188H116V187H115ZM123 188H124V187H123ZM6 189H5V191L2 189L3 192H7ZM10 189H9V191H10ZM15 189H16V188H15ZM21 189L16 190L17 193H14V192L11 190L13 193H10V192H9V195H8V193H6V195H8V196H7V199L5 198L6 195H5L3 198H4L5 200H8V197H10V195L13 194V196L16 195V197H14L15 199H18V198L21 199L22 196H25V195H26V193H25V195H22L24 192L21 191ZM25 189H26L27 191H25ZM92 189H93V192H92ZM96 189H98V190H96ZM124 189H125V188H124ZM124 189H123V191H124ZM126 189H125V191H126ZM130 189H131V188H130ZM130 189H128V190H130ZM2 190L0 189L1 193H2ZM13 190H14V187H13ZM46 190H47V189H46ZM55 190H56V189H55ZM69 190H70V189H69ZM72 190H73V189H72ZM78 190H77V191H78ZM90 190H91V193H92V194L90 193ZM100 190H101V191H100ZM118 190H121V186H120V189H118ZM118 190H117V191H118ZM14 191H15V190H14ZM18 191H19V192L21 191V193L23 192L22 194H20L21 196H19V192H18ZM58 191H59V190H58ZM60 191H61V190H60ZM66 191H67V190H66ZM98 191H99V192H98ZM125 191H124V192H125ZM133 191H134V190H133ZM47 192H48V191H47ZM47 192H46V193H47ZM94 192H96V193L94 194ZM100 192H101L102 195L100 194ZM53 193H54V194H53ZM70 193H71V191H70ZM89 193H90V194H89ZM98 193H99V194H98ZM106 193H107V192H106ZM106 193H104V194H106ZM125 193H127V192H125ZM129 193H130V192H129ZM134 193H135V191L133 192V196L135 195ZM2 194L4 195V193H2ZM17 194H18V196H17ZM28 194H27V196H28ZM37 194H39V195H37ZM52 194H53V195H52ZM58 194H59V192H58ZM80 194H79V195H80ZM86 194H87V195H86ZM123 194H124V193H123ZM3 195L0 194V196H3ZM72 195H73V194H72ZM85 195H86V196H85ZM97 195H100V196H97ZM125 195H127V194H125ZM11 196H12V195H11ZM52 196H53V197H52ZM63 196H64V195H62V197H63ZM65 196H66V194H65ZM67 196H68V193H67ZM73 196H74V195H73ZM96 196H97V197H96ZM129 196H130V194H129ZM135 196H136V195H135ZM100 197H101V199H99ZM107 197H108V196H107ZM125 197H126V196H125ZM130 197H131V198H128V199L131 200V199H132V194H131ZM138 197H139V196H138ZM11 198H12V197H11ZM26 198H27L26 196H25V198H23V199H25V201L22 199V202H23V201H24V203L26 202V203H25L26 205L22 204L21 201L18 203L17 200H14V199L12 198V199L10 200V205L8 204V206H6L7 204H6L5 200L3 201L2 197L0 198V199H1V201H0V205L2 206V207L0 206V210H1V211H0V214H1V212H2V214H1V215H3L2 217H4L5 213L7 214V215H6L7 217H5V219L2 218V217H0V218H1V219H0V231H1V233H0V235H1V236H0V254H1V256H3V257H1V258H3L2 261H1V260H0V261L3 262V260H5V262L0 263V264H4V263L7 264V262H8L6 259H4V256H5V254H6L5 251H3L5 254H4V255L2 254V253H3V252H2V249H3L2 247H3V245L6 244V243H4L5 241L3 242V241H1V240H4V239H5V236H6L9 232L12 233L11 231H13V232L15 231L16 234L20 232V235H21V236H22V235L24 236V235H25L24 231H30V230H33V229H34V231H35V228H33V227H34L36 224H38V225H36V227H40V228H42L43 226H41L40 223L43 222V224H44V222H45V220L40 221V219L42 220V218L37 217V216L39 215V213H38L37 216H35V217H37V218H35V219L38 221V223H37L36 221H33L34 218H30V217L27 215V214L30 213V212H32L31 214H33V211H30L29 209H34V210H35V208H29V207H33V206H32V203H33V201H34L33 197L31 198L32 200H31V199H28L29 197H28L27 199H26ZM39 198H37V199H39ZM58 198H61V197H58ZM69 198H70V197H69ZM121 198H123V196H122ZM133 198H134V197H133ZM143 198H144V197H143ZM9 199H10V198H9ZM37 199H36V200H37ZM43 199H44V200H43ZM65 199H66V198H65ZM84 199H83V200L81 199V200H82V201H86V200H84ZM106 199H107V198H106ZM138 199H141V198H138ZM13 200H14V201H17V202H14ZM36 200L34 201L33 205L36 203ZM61 200L63 201V199H61ZM96 200H97V199H96ZM125 200H127V197L125 198ZM125 200H124V202H126V205H127V204L130 205V203L133 204V202L135 203V201H133L134 199L131 200V201H133V202H129L130 200H127V201H125ZM136 200H137V198H136ZM141 200H142V199H141ZM141 200H140V201H141ZM2 201H3V202H2ZM11 201L14 202V203H12ZM28 201H30L31 203L28 202ZM40 201H41V199H40ZM53 201H54V202H53ZM57 201H56V202H57ZM72 201H73V200H72ZM98 201L95 202V203L97 204V206H93V205H94L93 203H92L93 205L91 204L93 207H95V208L97 207L96 209H98V211H97V210H96V211L93 210V207H91V210H92V212H93V213H92L91 210H90V207L88 206V208H89V210H90V213H89V214L92 213V214H91L92 216H95V215H96V216H98V217H97L96 219H94V218L91 219L92 216L90 217L92 223H90L91 221H89V223H90V224H94V225H91V226L89 227V229H90L91 227H92V229H90L89 231H87V233L90 232V234H91V233H93V231H91V230H94V229H99V230H100V229H102V228H103V231H105L106 233L101 231V232L104 234V235H103V234L101 233V234H102V235H101L100 232H99L98 230H97V231L94 230V231H95L94 233H95L96 236L94 237V234H93L92 236H93L94 238H96V237L98 236V235H97V233H98V234H100L101 237L99 236V237H98L99 239H92V240H89V239H88V240H89V242H90V241H93V242H91V244L94 243L95 240H98V242L101 241L100 243H104V242H106V243H107V247H106L107 249H104V248H105L104 245H105L106 243L103 245V244H99V243H97V241H96V242H95V245H93V246H100V248H101V246L103 245L102 248L104 247L103 249H102V248H101V249L98 248V252H97V254L100 252L99 250H101L102 253H103V251H104L105 253H104L103 255H101V256L98 255V258H97V256H96V258L98 259L97 262H99V257H101L100 259H102V256H104V259H107V260H104V259L100 260V262L102 261L101 264H103L105 261H108V262H106V263H104V264H114V261H113V260H115V258L117 257L116 254L119 255V254L122 253L123 251H125V254H127L128 252L126 253V251H127V250L129 251V246H130V245H131L130 248L133 249V247H132V242H133V244H134V241H133L132 239H130V240H132L131 242L128 241V239L125 240L126 237H125V235H123V232H124L126 229L123 231L124 228H122V226H123L124 224H122V222H121V224H120V221H121L120 219H121V218H119L120 216H118V215L115 214V213L118 212V211L115 212V210H113V209L111 208V206L107 203V204L109 205L108 208H111V209H109V210H113V211H112V212H111V211H107L108 209H106V210H105V213H106V211H107V214H109V212H110L111 215H112V213L115 212V213H113V216H112V217H108V215L106 216V214L102 213L103 210H104V209H103V206H104V204H106V203H105L106 201H104V200H103V201H100V204H101V203L103 204V202H104L103 205H100V204L98 203ZM109 201H110V200H109ZM112 201H113V197H112ZM7 202H8V201H7ZM27 202H28L29 205H31V206H29ZM38 202H39V201L37 200V204H41L40 202H39V203H38ZM67 202H68V201H67ZM77 202H78V201H77ZM137 202H138V200H137ZM150 202H151V201H150ZM8 203H9V202H8ZM11 203H12L13 206L16 205L17 203H18V204L21 203V206H18V207H17V205H16V207H17L18 209H20L19 207H21V209H24V208H25V210L28 209L30 212L26 210V211H25V212H27L26 214H25L24 210H23L24 213H22V212L20 211V212L23 214V216H24V218H23V216H22L23 221L28 217L29 220H30V222H31V221H32V223L34 222L35 225H34V223H33V224L30 223V222L28 221V218H27V220H25V221L28 222V226H30V228L27 227V228H25V230H23V229H24L23 227H25V225L27 226V224H23V223L21 222L22 220H20V225H19L20 227H19V226H18V224H19L18 221H19V217H20L21 215H20V212H19V211H17V212H19V216H18V213H17V212H16L17 215H16L15 213H13V214H14L13 216H15V218H17L16 216H18V218L15 220V221H17V223H16L15 221H13V220H14V217H11L10 214H11L13 211L15 212V211L18 210V209H15V208H16L15 206L12 207ZM59 203H60V202H59ZM62 203H63V202H62ZM71 203H72V202H71ZM73 203H74V202H73ZM88 203H90V204H88ZM111 203H112V202H111ZM113 203H114V201H113ZM113 203H112V204H113ZM116 203H117V202H116ZM116 203H114V204H116ZM141 203H143V202L141 201ZM146 203H147V202H146ZM4 204H5V206H4ZM37 204H35V205L38 207ZM44 204H45V203H44ZM78 204H79V203H78ZM82 204H83V203H81V205H82ZM22 205H23V206H22ZM48 205H47V204H46V206L44 205L45 207H49V208H50V209H49V208H46V211H45V212H47L48 210H51V206H52V205H50V206H48ZM55 205H56V204H55ZM76 205H77V204H76ZM81 205H80V206H81ZM83 205H85V203H84ZM135 205H136V204H135ZM140 205H141V204H140ZM3 206H4V208L6 207V208H5L6 210H3V209H4ZM9 206H11L12 208L9 207ZM26 206H27V207H26ZM40 206H41V205H39V208H40V209H39V208H36V209H38L39 212L43 209V211L40 212V213H42V212H44L45 208L42 207V206H41V207H42V208H41ZM73 206H74V204H73ZM101 206H102V207H101ZM106 206H107V205H105L104 207L107 208ZM115 206H116V205H115ZM7 207H8V210L11 208V209H12V212H11V210H10V212H8ZM55 207L57 208L58 205L52 207V210H51L52 212L48 211L50 216H47L48 214L45 215V216L48 217L47 220L49 221V225H50V223L53 221V218H54V219H55V218H58V219H59V218H61V219L63 218V220H64V217H62V215H61V214L63 213V210H62V211H61V210L58 211ZM65 207H66V206H65ZM65 207L63 206V209H65ZM67 207H69V204H68ZM67 207H66V208H67ZM98 207H99V208H98ZM112 207H113V205H112ZM117 207H118V209H119V206H117ZM54 208H55V211L57 210V212H59L58 215L60 214V216H58L57 214L54 215V213H55V212L53 213ZM70 208H71V207H70ZM76 208H77V207H76ZM76 208H73V209L76 210ZM95 208H94V209H95ZM127 208H129V207H127ZM21 209H20V210H21ZM47 209H48V210H47ZM61 209H62V208H61ZM67 209L69 210V208H67ZM67 209H66V211H67ZM86 209H87V208H86ZM99 209H100V210L103 209V210L100 212ZM116 209H117V208H116ZM120 209H121V208H120ZM2 210H3L4 212H3ZM38 210H36V211H38ZM89 210H88V211H89ZM6 211H7L9 214H8ZM70 211H71V210H70ZM77 211H79V209H78ZM84 211H86V210H84ZM84 211H83V212H84ZM48 212H47V213H48ZM57 212H56V213H57ZM60 212H61V213H60ZM75 212H76V211H75ZM80 212H82V211H80ZM94 212H98V214H99V212H100V214L98 215L97 213H94ZM132 212H133V211H132ZM3 213H4V214H3ZM50 213H53V214H50ZM64 213H65V210H64ZM64 213H63V214H64ZM76 213H77V212H76ZM136 213H137V212H136ZM24 214H25V215H24ZM34 214H35V212H34ZM34 214H33V215H34ZM42 214H43V213H42ZM67 214H69V213H67ZM70 214H71V213H70ZM83 214H85V213H83ZM87 214H88V212H87ZM89 214H88V215H89ZM94 214H95V215H94ZM101 214H104V215H102V216H106V217H108V219L105 218V217H104V219L101 217V218H102V219H101V218L99 217V216H101ZM114 214H115V215H114ZM128 214H129V213H128ZM132 214H133V213H132ZM8 215H9V217H8ZM26 215H27V216H26ZM51 215H53V216H55V217H53V216H51ZM72 215H73V214H72ZM74 215H75V214H74ZM85 215H86V214H85ZM88 215H86V216L88 217ZM25 216H26V217H25ZM40 216H41V215H40ZM42 216H43V215H42ZM56 216H58V217H56ZM67 216H68V215H67ZM67 216H66V217H67ZM69 216H70V215H69ZM69 216H68L67 218H65L66 221H67V219H68V220L72 219V216H71V218H69ZM79 216H80V215H79ZM79 216H78V217H79ZM81 216H82V215H81ZM86 216H85V217H86ZM89 216H90V215H89ZM109 216H110V215H109ZM117 216H118V217H117ZM10 217H11V218H10ZM51 217H52V221H51ZM78 217H77V218H78ZM82 217H83V216H82ZM82 217H81V218H82ZM22 218H20V219H22ZM45 218H46V217H44V219H45ZM77 218H76V219H77ZM99 218H100L101 221H102V220H105L106 222H105V221H102V223L100 224L101 227H99V224H98V227H99V228H95L97 222H98V221H99V223L101 222L100 220H98ZM127 218H128V217H127ZM129 218H130V217H129ZM142 218H143V217H141V219H142ZM3 219H4V220H3ZM31 219H32V220H31ZM38 219H39V220H38ZM58 219H57V220H58ZM86 219H87V218H86ZM88 219H89V218H88ZM93 219H94L95 221H96V220H97V221L94 222ZM106 219H107V220H106ZM138 219H139V218H138ZM1 220H2V221H1ZM55 220H56V219H55ZM65 220L62 222V224H63L64 222H66ZM72 220L74 221L75 219L73 218ZM77 220H79V219H77ZM134 220H135V219H134ZM25 221H24V223H25ZM48 221H47V222H48ZM58 221H59V220H58ZM73 221H72V223H73ZM137 221H138V220L136 219V222H137ZM140 221H141V220H140ZM14 222H15V223H14ZM27 222H26V223H27ZM47 222H46V225H47ZM67 222H68V223H67ZM67 222H66V224L64 223V225H68L69 222H71V221H67ZM82 222L84 223L83 220H82ZM86 222H88V220H87ZM93 222H94V223H93ZM123 222H124V221H123ZM29 223H30V224H29ZM55 223L57 224V221H56ZM76 223H78V225L81 224L80 222H78V221L75 220V224H76ZM79 223H80V224H79ZM89 223H87V226H85L86 223H84L85 225L81 224L80 226L83 225V227H81V229H82V228H83V229H84V228H87L86 230H88V224H89ZM104 223H105V227L103 226ZM133 223H134V221H133ZM146 223H147V222H146ZM21 224L23 225V227H22V230L20 231L21 226H22ZM43 224H42V225H43ZM70 224H71V223H70ZM70 224H69L68 226L71 227L72 229H74V228L76 227V225H75V227H72V225H70ZM128 224H129V223H128ZM31 225H32V227H31ZM33 225H34V226H33ZM39 225H40V226H39ZM51 225H52V224H51ZM51 225H50V226H51ZM53 225H55L54 222H53ZM121 225H122V226H121ZM125 225H126V224H125ZM143 225H144V224H143ZM143 225H141V226H143ZM145 225H146V224H145ZM17 226H18L20 229H19ZM44 226H45V225H44ZM56 226H57V225L54 226L55 229L58 227V226H57V227H56ZM68 226H67V227H68ZM73 226H74V224H73ZM84 226H85V227H84ZM93 226H94V228H93ZM102 226H103V227H102ZM138 226H139V225H138ZM14 227H15V229L12 230ZM16 227H17L18 229H17ZM48 227H49V226H48ZM52 227H53V226H52ZM78 227H79V226H78ZM123 227H124V226H123ZM125 227H126V226H125ZM128 227H129V226H128ZM134 227H135V226L133 225V228H134ZM32 228H33V229H32ZM43 228H45V227H43ZM61 228H62V227H61ZM136 228H137V227H136ZM139 228H141V227H139ZM26 229H28V230H26ZM29 229H30V230H29ZM51 229H53V228H51ZM51 229H50L49 231H51ZM65 229H66V227H65ZM65 229L63 230V232L68 233V232H66ZM76 229H78V228L76 227ZM76 229H74V231H75ZM79 229H80V228H79ZM104 229H105V230H104ZM141 229L143 230V228H141ZM16 230H19V232L16 231ZM46 230H48V229H46ZM60 230H61V229H60ZM69 230H71V229L69 228ZM84 230H85V229H84ZM84 230H83V231H84ZM135 230H136V229H135ZM168 230H169V229H168ZM22 231H23V232H22ZM38 231H39V229H38L37 231H35V232H38ZM42 231H43V230H42ZM53 231H54V230H53ZM67 231H68V228H67ZM76 231H77V232H81L82 230H76ZM129 231H130V230H129ZM143 231H146V230H143ZM166 231H167V230H166ZM169 231H170V230H169ZM43 232H45V230H44ZM43 232H42V234H43ZM54 232H55V231H54ZM56 232H57V233H55V234H56L55 236H57L58 234L60 235V237L57 236L56 239H57V238H60V239H58V240L56 241V240H55L54 233L52 234V231H51V234H52L53 237H52V236H50V237H51V239H53V241L48 240V238L45 239V240L52 242L51 244H53V245H55V243L58 242V241H60V240L62 241V239H64V238H62V236H63V232H60V231H58V230H57ZM58 232H59V233H58ZM69 232H70V234H71V231H69ZM77 232L74 233V234H77ZM84 232H86V231H84ZM127 232H128V231H127ZM138 232H139V233L141 232V235H140ZM10 233L8 234V237H9ZM15 233H14V236L16 235ZM22 233H24V234H22ZM26 233H28V232H26ZM30 233H31V234H30ZM30 233H29V234H30L29 237L31 238V235H33V234H32V232H30ZM33 233H34V232H33ZM47 233H48V234H47ZM47 233H46V234L49 236L50 233H49V232H47ZM61 233H62V234H61ZM82 233H83V232H82ZM87 233H86V235H87ZM143 233H145V232H143ZM143 233H142V231H140V230L137 231V234L140 235V236H142L143 239H145L144 242H143V240L140 239L141 237L139 238V240H140L141 242H143V243H144L143 245L146 247V248L144 247V248L146 249V251H147L146 253H151V255L154 254L156 257H158V258L160 259V261H162V264H173V262H171L169 259L173 260L175 264H178L179 260H176V262H175V259H174L173 256H172L173 254H171L172 252L170 251V252H171V253H170V252H169V249H168V251H167L166 247H164V245H161V241H160V243H158V240H159V239H158V240H157V239L155 240V238H154V240L157 241V242H155V241H153L152 237H151V238H146V237H145V234H143ZM166 233H167V232H166ZM170 233H171V231H170ZM12 234H13V233H12ZM12 234H11V235H12ZM34 234H35V233H34ZM68 234H69V233H68ZM68 234H67V235H68ZM72 234H73V233H72ZM72 234H71V236H74V234H73V235H72ZM90 234H89V236H90ZM124 234H125V232H124ZM171 234H172V233H171ZM27 235H28V234H27ZM35 235H36V234H35ZM39 235H40V234H39ZM39 235H38V236H39ZM44 235H45V234H43L42 236H39V237H40V238L43 237V239H44V238H45ZM47 235H46V236H47ZM77 235H78V236L75 235V238H76V237H77V238L79 237V233H78ZM81 235H82V234H81ZM126 235H128V234H126ZM130 235H131V234H130ZM161 235H162V234H161ZM161 235H160V236H161ZM168 235H169V233H168ZM183 235H184V234H183ZM14 236H13V237H14ZM16 236H17V235H16ZM16 236H15V238H17V242H16V244H14V245L17 246L16 249L21 248V246L25 247L26 244L29 243V242H31V241H32L31 243H33V245H32L31 243H30V244H31L32 246H34V242L37 240V239L34 240V241L31 240V241L28 242V240H30V238L27 239V240L24 239V238H23V240H20V238L22 239L23 236H22V237L20 236V238H18L19 236H17V237H16ZM38 236H37V237H38ZM64 236H65V235H64ZM84 236H85V235H84ZM87 236H88V235H87ZM89 236H88V237H89ZM92 236L89 237V238H92ZM131 236H132V235H131ZM143 236H144V237H143ZM146 236H147V235H146ZM152 236H153V235H152ZM162 236H164V235H162ZM169 236H170V235H169ZM169 236H167L168 239H171V241H173L174 238L172 237V235H171L170 237H169ZM8 237H6V238H8ZM24 237H28V236H24ZM33 237H34V236H33ZM33 237H32V239H33ZM156 237H157V236H156ZM165 237H166V235H165ZM175 237H176V236H175ZM2 238H3V239H2ZM15 238H14V239H15ZM34 238H35V237H34ZM68 238H70V236H69ZM72 238H73V237H72ZM79 238H80V237H79ZM79 238H78V240H77L78 243H79ZM127 238H128V237H127ZM161 238L163 239V237H161ZM8 239H9V238H8ZM43 239L41 238V239H40L41 242H40V241H39V242L42 243V240H43ZM65 239H66V237H65ZM83 239H84V238H83ZM113 239H114V240H113ZM115 239H116V240H115ZM176 239H177V238H176ZM176 239H175V240H176ZM24 240H26L27 243H25ZM68 240H69V239H68ZM74 240H75V239H73L72 241H74ZM85 240H86V238H85ZM99 240H100V241H99ZM151 240H152V241H151ZM6 241H7V240H6ZM11 241H12V240H11ZM14 241H15V240H14ZM23 241H24V242H23ZM55 241H56V242H55ZM63 241H64V240H63ZM65 241H67V240H65ZM70 241H71V240H70ZM102 241H103V242H102ZM2 242H3L4 244H2ZM7 242H8V241H7ZM12 242H13V241H12ZM43 242H44V241H43ZM50 242H47V243H50ZM53 242H55V243H53ZM75 242H76V241H75ZM86 242H87V241H86ZM174 242H175V241H174ZM8 243H9V242H8ZM14 243H15V242H14ZM24 243H25V245H24ZM37 243H38V240L35 242V247L37 246ZM40 243H39V246H40ZM44 243H45V242H44ZM44 243L42 244V246L45 245ZM59 243H60V242H59ZM59 243H56V248H55V246H54V250H56V249L59 250L60 254L58 253L57 256H58V257H59V256H60V257L62 256L61 259H60V257L58 258V257L54 254L55 252H54L53 254L59 259V262H60V261H61V262H64V260H66L65 258L68 257V256H67V257L65 256V255H67V254H65V253H67V251L64 253L65 255H62L63 252L60 251V249L63 250V248H65V247L62 246V247H63V248H62L61 245H60ZM68 243H69V242H67V244H68ZM72 243H73V242H72ZM1 244H2V246H1ZM58 244H59L60 246H57ZM61 244H62V243H61ZM67 244H65V245H67ZM86 244H87V243H86ZM91 244H89V245H91ZM98 244H99V245H98ZM7 245H8V244H7ZM7 245H6V246H7ZM31 245L28 244V245H27V248L30 247ZM46 245H48V244H46ZM62 245H63V244H62ZM68 245H69V244H68ZM79 245H80V244H79ZM81 245H82V244H81ZM81 245H80V246H81ZM136 245H137V244H136ZM138 245H139V244H138ZM143 245H142V246H143ZM168 245H169V244H168ZM171 245H172V244H171ZM6 246L4 247L5 249H7ZM32 246H31V247H32ZM39 246H37V248H38ZM80 246H79V247H80ZM85 246H86V245H85ZM85 246H84V247H85ZM105 246H106V245H105ZM134 246H135V245H134ZM23 247H22L21 249H23ZM40 247H41V246H40ZM46 247H47V246H46ZM60 247H61V248H60ZM68 247L70 248V246H68ZM74 247H75V246H74ZM88 247L90 248V246H88ZM91 247H92V246H91ZM135 247H136V246H135ZM184 247H185V246H184ZM1 248H2V249H1ZM13 248H14V247H13ZM32 248H34V247H32ZM82 248H83V247H82ZM82 248H81V249H82ZM85 248H86V247H85ZM94 248H95V247H94ZM167 248H168V246H167ZM174 248H175V247H174ZM14 249H15V248H14ZM25 249H26V247H25ZM25 249H24V250H25ZM47 249H48V248H47ZM52 249H53V248H52ZM52 249H51V250H52ZM71 249H72V248H71ZM73 249H74V248H73ZM73 249H72V250H73ZM77 249H78V248H77ZM83 249H84V248H83ZM132 249H131V252H132ZM136 249H137V248H136ZM138 249H139V248H138ZM165 249H166V250H165ZM11 250H13V249H11ZM19 250H20V249H19ZM19 250H18V251H19ZM30 250H31V249H29V251H30ZM33 250H34V249H33ZM37 250H38V249H37ZM39 250H40V248H39ZM39 250H38V251H39ZM51 250H50V251H51ZM58 250H57V251H58ZM72 250H71V252H72ZM74 250H75V249H74ZM84 250H85V249H84ZM87 250H88V249H87ZM90 250H91V249H90ZM95 250H97V248H95ZM105 250H106V251H105ZM174 250L176 251V249H174ZM183 250L185 251V249H183ZM192 250H193V249H192ZM38 251H37V252H38ZM50 251L48 250L49 253H50ZM166 251H167V252H166ZM179 251H180V250H179ZM186 251H188V250H186ZM6 252H7V251H6ZM15 252H16V251H15ZM20 252H22V251H20ZM31 252H33V251H31ZM39 252H40V253H39L38 255H37L36 252H34V258H35V257L38 258V257L40 256V254H41L42 252H41V251H39ZM48 252H47V253H48ZM52 252H53V250L51 251L50 254H46V252H44V253H45L46 255H48V256L45 257L44 254H41V257H40V258H38V259H34L35 261H34V260H33V261L31 260V262H32V263L34 262L33 264H36V263L38 264V261H37V260H39L41 263H43V262L45 263V262H46V263L48 264V263L50 262L49 264H51L52 260H54L53 262H54V264H55V261H56V262H58V261H57V258L52 254ZM78 252H80V251H78ZM78 252H77V253H78ZM85 252H86V251H85ZM89 252H90V251H89ZM89 252L87 253V255H89ZM133 252H134V253H133ZM133 252H132V253H133L134 255H132V257L130 256L131 258L128 256V254H132V253H130V251H129V253H128L127 255H125L124 252H123L124 256L129 257L130 260H129V259H126V257L123 258V256H121V255H119L120 257H118V258L121 259V257H122V258L124 259V260L122 259L123 261H125V259H126L125 262H127V264H146V263H147L146 261L149 260V259H147V260L145 259V260H146V261H145V260H143L144 257H141V255L138 256V255L140 254V253H138L139 251L135 253V250L133 249ZM144 252H145V251H144ZM165 252H166V254H165L166 256L164 255ZM181 252H182V251H181ZM188 252H189V251H188ZM194 252H195V251H194ZM16 253H17V252H16ZM25 253H27V252H25ZM56 253H57V252H56ZM91 253H93V252H91ZM94 253H95V251H94ZM137 253H138V254H137ZM169 253H170V255H169ZM176 253H177V252H176ZM178 253H179L178 256H179V258H180V256H181V255H180V252H178ZM178 253H177V254H178ZM184 253H185V252H184ZM85 254H86V253H85ZM135 254H136V255H135ZM141 254H142V253H141ZM167 254H168L169 256H171L173 259H172L171 257L167 256ZM177 254H176V255H177ZM194 254H195V253H194ZM14 255H15V254H14ZM20 255H24V253L19 254L18 256H20ZM52 255H53V257H51ZM70 255H71V254H70ZM73 255H74V256L76 255V254H75V251H74V254H73ZM77 255H78V254H77ZM83 255H84V253H83ZM90 255H91V254H90ZM94 255H95V254H94ZM146 255H149V254H146ZM154 255H152V257H154ZM186 255H188V254H186ZM16 256H17V255H16ZM25 256H26V255H25ZM32 256H33V255H32ZM64 256H65V257H64ZM142 256H143V255H142ZM149 256H150V255H149ZM149 256H148V257H149ZM182 256H183V255H182ZM182 256H181V257H182ZM23 257H24V256H23ZM23 257H22L21 259H23ZM26 257H27V256H26ZM42 257H44V258H42ZM47 257H48V258H47ZM75 257H77V256H75ZM78 257H80V256H78ZM78 257L75 259L76 261H77ZM94 257H95V256H94ZM113 257H115V258H113ZM167 257H168V258H167ZM201 257H202V256H201ZM1 258H0V259H1ZM17 258H18V257H17ZM24 258H25V257H24ZM27 258H28V257H27ZM31 258H32V257H31ZM50 258H51V259H50ZM70 258H72V257H70ZM80 258H81V257H80ZM84 258H86V255H84ZM92 258H93V256H92ZM112 258H113V259H112ZM118 258H116V260H115L116 263H115V264H119V263L123 264V263H122L123 261L121 260L122 262H119L120 260H119ZM158 258H156V259H158ZM193 258H194V257H193ZM25 259H26V258H25ZM25 259H23L24 262L26 261ZM40 259H42V260H40ZM43 259H44V260L46 259V260L43 261ZM55 259H56V260H55ZM63 259H64V260H63ZM67 259H68V258H67ZM82 259H83V257H82ZM82 259H81V260H82ZM88 259H90V260H88V261H90V262L87 263V264H92V263H91V257H89ZM117 259H118V263H117ZM154 259H155V258H154ZM186 259H187V257H186ZM194 259H195V258H194ZM199 259H202V258L199 257ZM18 260H20V259L18 258ZM47 260H49V261H47ZM50 260H51V261H50ZM62 260H63V261H62ZM68 260H69V259H68ZM68 260H66V261H68ZM72 260H74V259H72ZM72 260H71V261H72ZM78 260H79V259H78ZM103 260H104V262H103ZM127 260H129V261H127ZM150 260H151V259H150ZM180 260H181V259H180ZM182 260H183V258H182ZM187 260H188V259H187ZM6 261H7V262H6ZM66 261H65V262H66ZM76 261L70 262V264H72V263L74 264V262H75V264H76ZM85 261H86V260H85ZM88 261H87V262H88ZM156 261H157V260H156ZM177 261H178V262H177ZM185 261H186V260H185ZM188 261H190V260H188ZM192 261H193V260H191L190 263H191V264H194L196 260L194 261V263H192ZM17 262L20 263V264H21V263L23 264L22 260H21V261H16V263H17ZM35 262H36V263H35ZM53 262H52V263H53ZM61 262H60V264H65V263H61ZM68 262H69V261H68ZM68 262H66V264H69ZM112 262H113V263H112ZM148 262H149V261H148ZM186 262H187V261H186ZM186 262H184V260H183V263H186ZM196 262H198L197 264H199V263H201L202 261L199 262V260H198V261H196ZM203 262H204V261H203ZM8 263H9V262H8ZM11 263H12V262H11ZM25 263H26V262H25ZM25 263H24V264H25ZM32 263H31V264H32ZM78 263H80V260H79V262L77 261V264H78ZM93 263H94V261H93ZM13 264H14V263H13ZM39 264H40V263H39ZM81 264H83V262H81ZM85 264H86V263H85ZM94 264H95V263H94ZM186 264H189V263L187 262Z\"/></svg>", "mask_w": 264, "mask_h": 264}]
</instances>
